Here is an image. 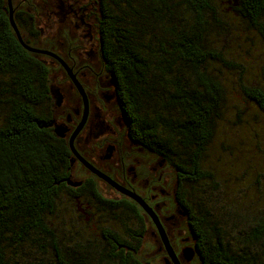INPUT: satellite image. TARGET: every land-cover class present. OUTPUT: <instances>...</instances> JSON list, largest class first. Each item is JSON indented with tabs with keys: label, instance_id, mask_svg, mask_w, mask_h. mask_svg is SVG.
<instances>
[{
	"label": "trees",
	"instance_id": "1",
	"mask_svg": "<svg viewBox=\"0 0 264 264\" xmlns=\"http://www.w3.org/2000/svg\"><path fill=\"white\" fill-rule=\"evenodd\" d=\"M91 2L104 69L114 84L128 135L159 151L183 174L180 203L187 210L199 264H264L259 256L264 254V210L244 213L250 225L245 238L236 242L229 231L236 220L227 217L231 212L224 202L206 200L187 189L188 183L212 179L203 156L215 125L224 119L222 66L237 73L236 86L264 113V63L252 83L216 40H229L243 30L222 17L214 0ZM12 9L19 32L23 27L36 38L33 12ZM231 9L241 17L243 33H258L264 40V0H236ZM215 25L217 33L212 32ZM21 37L27 45L47 50ZM43 55L19 42L9 22L7 0H0V264H47L10 255L11 248L31 234L36 243L47 239L42 245L50 248L55 264L83 259L80 253L73 258L63 251L54 227L46 223L63 191L76 207L77 199L65 183L68 144L48 127L52 102ZM90 190L84 198L87 214L104 212L117 221L115 229L100 228L97 240L103 250L97 262L148 264L140 255L144 226L134 205ZM248 244L254 253L244 248Z\"/></svg>",
	"mask_w": 264,
	"mask_h": 264
},
{
	"label": "flooded vegetation",
	"instance_id": "2",
	"mask_svg": "<svg viewBox=\"0 0 264 264\" xmlns=\"http://www.w3.org/2000/svg\"><path fill=\"white\" fill-rule=\"evenodd\" d=\"M25 1L32 6L34 26L41 33L34 15L36 4L34 0ZM39 1L44 7L45 1ZM62 5L70 16L76 18V23L79 19L85 25H82L86 30L83 36L88 41L94 39V33H90L93 30L98 41L93 2L66 0L65 4L61 1L59 6ZM40 23L47 27V22ZM52 47L45 48L54 54L45 55L50 61L43 59L49 69L52 102L48 127L68 144L69 167L65 183L70 194L77 199V208L88 215L86 208L89 204L84 198L91 192L90 187L109 200H127L142 219V243L148 234L151 237L154 257L162 264H199L187 210L180 203L179 184H182L183 174L159 151L143 146L128 135L126 120L120 112L111 77L104 69L99 47L95 51L91 45L79 51V46L63 43L61 48L66 49L65 54ZM95 54L98 57L96 65L92 62ZM53 63L60 67L59 76H67V91L57 84V72L53 78ZM65 67L81 85L85 101ZM109 102L114 107L110 108ZM83 115L84 120L74 133ZM71 136L72 149L69 145ZM131 194L138 196L141 202ZM155 221L161 227L173 256L169 255Z\"/></svg>",
	"mask_w": 264,
	"mask_h": 264
},
{
	"label": "rangeland",
	"instance_id": "3",
	"mask_svg": "<svg viewBox=\"0 0 264 264\" xmlns=\"http://www.w3.org/2000/svg\"><path fill=\"white\" fill-rule=\"evenodd\" d=\"M10 1L15 10L23 9L32 12V6L25 0ZM44 1L46 3L44 7L41 1H33L36 4L34 15L41 33L33 38L27 34L28 32L23 27L20 28V33L29 38L33 45L42 48L53 46L52 48L56 47V51L64 52L62 54H65L66 51L63 47L61 48L63 43L79 46V51L85 50L91 45L95 51L98 49L99 42L95 39L96 33L91 30L90 33H94L95 38L88 41L87 37L83 36L86 33V30H83L85 25L79 19L76 23V18L70 16V12L65 10V5L59 6L61 1L65 4L66 0ZM214 3L219 8V13L223 14L221 16L235 29L245 30L241 17L231 9L236 0H214ZM62 13L65 14L62 15ZM40 21L47 22V27H44ZM40 25H43L42 28ZM219 30L216 25L215 28H212L213 33H217ZM243 31L232 36L229 40H220L221 36H218L216 40L222 47L225 45L227 50L225 55L229 59L241 64L242 76H245L243 78L248 77L253 83L257 78L256 74L261 71L262 63H264V40L258 33H243ZM244 35L247 36L246 39H243ZM63 56L66 57V55ZM42 58H47L50 61L49 57L45 55ZM92 62L94 65L98 62L96 54ZM52 66L54 68V71L51 72L53 78L57 72L56 78L59 82L57 84L61 85L63 91H67L69 84L66 80L67 76L64 74V77L59 76L60 67L58 64L53 63ZM94 69L97 71V68ZM220 73L226 85L224 119H220L219 123L215 125L214 134L203 156L204 167L212 174V179L188 183L187 189L194 195L198 192L205 195L206 200L214 201L220 198L218 202H224L226 209H230L231 214H228L227 217L236 220V223H233L234 227L229 228L231 237L236 242H240L245 238L250 225V217L244 213L250 214L251 210H256V212L264 210V113L251 100L246 99L240 91V87L236 86L238 79L236 72H231L222 66ZM85 83L88 84L86 79ZM108 104H110V108L114 107L110 102ZM113 116H116V113ZM214 184L217 185V188H214ZM218 189L219 193H216ZM47 218L46 223L49 227H54L55 238L61 244V249L68 252L73 258L78 253L82 255L83 259L75 260L79 261L77 264H81V261L82 264H102V262H97V254L103 250V245L97 239L100 237L101 226H112L115 229L117 221L111 219V214L106 215L103 212L98 215L94 214V216L86 215L63 191L56 200L53 212L48 214ZM34 236L31 234L29 240L11 248L10 255L18 256L22 260H42L47 264H55L52 261L50 248L42 245L47 242V239L42 238L40 242L36 243L33 240ZM153 247L148 234L139 249L142 259H149L148 264H162L159 258L153 256ZM244 248L249 254L255 252L249 244L244 245ZM259 256L264 259V254L261 253Z\"/></svg>",
	"mask_w": 264,
	"mask_h": 264
},
{
	"label": "water",
	"instance_id": "4",
	"mask_svg": "<svg viewBox=\"0 0 264 264\" xmlns=\"http://www.w3.org/2000/svg\"><path fill=\"white\" fill-rule=\"evenodd\" d=\"M7 10H8V17H9V22H10V24H11V27L13 28V30H14V32H15V35H16L17 39L19 40V42H20L25 48H27V49H29V50H31V51L43 52V53H45V54L54 55L52 52H50V51H48V50H41V49H37V48H34V47H31V46L27 45V44L23 41V39H22V37H21V34H20V32H19V30H18V28H17V25L15 24V21H14V19H13V9H12L11 1H10V0H7ZM65 70H66V72L68 73L69 78H70V79L74 82V84L76 85V87H77V89H78L80 95L82 96V98H83L84 101H85V95H84L83 89L81 88V85H80L79 82L77 81L75 75L72 73V71H71L69 68L65 67ZM83 120H84V115H83L81 121L79 122V124L77 125L76 130L74 131V133L80 128V126H81ZM74 133H73V135H74ZM73 135H72V136H73ZM72 136H71L70 139H69V145H70L71 149H72ZM131 195H132V197L135 198L137 201L141 202V199H140L138 196L133 195V194H131ZM155 223H157V222L155 221ZM157 226H158L159 232H160V234H161V237H162V239H163V242H164V244H165V246H166V248H167V250H168L169 255H170V256H173V254H172L171 251H170V247H169V245H168V243H167V240H166V238L164 237L163 232H162V230H161V227L158 225V223H157Z\"/></svg>",
	"mask_w": 264,
	"mask_h": 264
}]
</instances>
